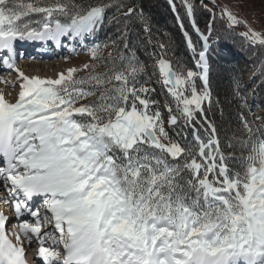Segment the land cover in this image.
<instances>
[{"label": "snow or ice", "instance_id": "snow-or-ice-1", "mask_svg": "<svg viewBox=\"0 0 264 264\" xmlns=\"http://www.w3.org/2000/svg\"><path fill=\"white\" fill-rule=\"evenodd\" d=\"M184 3L191 15V4ZM113 7L120 12L124 6L111 0L88 6L0 0V53H7L2 63L14 69L17 41L59 43L94 35ZM135 11L127 7L123 16ZM223 15L230 25L239 22L227 10ZM196 30L204 42L196 62L201 71L174 67L163 57L157 61L176 111L188 122L212 102L206 59L211 24L209 35ZM244 35L264 46L259 33ZM88 51L92 64L56 79L15 69L22 78L18 99L11 103L0 94V163L6 165L0 180L15 198L17 218H35L21 220L13 242L6 232L9 218L0 212V264H27L26 245L34 238L41 264H264V137L242 117L249 154L243 174L232 173L205 116L211 135L207 144L196 137L197 154L205 160L197 162L192 149L169 137L161 113L149 111L155 101L146 97L154 89L137 86L143 65L132 55L109 54L106 71L96 72L104 59L101 46ZM84 70L88 75H74ZM169 123H177L175 115ZM185 155L190 159L183 165L170 163ZM185 171L190 179L181 183ZM34 197L42 198L44 216L29 206ZM49 224L58 238L42 234Z\"/></svg>", "mask_w": 264, "mask_h": 264}, {"label": "trees", "instance_id": "trees-1", "mask_svg": "<svg viewBox=\"0 0 264 264\" xmlns=\"http://www.w3.org/2000/svg\"><path fill=\"white\" fill-rule=\"evenodd\" d=\"M245 1L252 4L257 13L264 18V0ZM43 2L51 4L56 0ZM102 2L107 3L110 0H74V3L80 6ZM111 2H119L124 7L120 12L114 7L107 10L103 26L90 36L96 39L94 45L101 46L99 55L104 58L97 64L95 71H106L104 65L110 63L109 54L112 58H116L117 53L134 56L144 67V71L138 77L137 86L144 84L154 89L147 93L146 97L150 101H155V104L150 105L149 111L158 110L161 113L169 137L181 146L192 149L197 162L205 163L204 158L197 154L196 137L199 136L205 144L210 138V131H206L207 124L204 119L206 116L215 126L214 138L218 141L219 154L225 157L232 173L243 174L249 149L246 147L248 133L242 123V117L257 132V136L264 137L261 133V118L257 119L251 109V102L248 99L251 93L246 85V77H251L252 86H256L258 96L264 99V46L252 44L247 37L240 34L236 25H230L227 17L223 15L224 11L219 9L220 6L215 0H187L192 6L191 15L188 14L184 0H111ZM127 7L136 10L130 17L123 16V11H126ZM31 18L39 19L38 16ZM210 24L212 30L206 59L210 68L209 90L212 102L211 105L204 104V113H195L194 119L188 122L176 111L175 102L163 85L157 61L163 57L171 61L174 67L179 64L183 65L185 70L195 71L198 53L204 50V42L196 29L209 35ZM145 26L148 31H145ZM189 39L195 51L189 47ZM161 45L164 47L161 48ZM92 63L93 61L89 64ZM248 63L250 65H247ZM82 68L83 66L79 69ZM74 75L79 78L88 75V71L84 70ZM198 84L203 85L199 81ZM86 102L88 101H81ZM169 107L172 108V112L168 111ZM173 115L177 118L175 125L169 123ZM189 159L190 157L185 155L179 160H170V163L183 165ZM213 175L210 174L209 178L211 179ZM188 179L190 174L185 171L180 182L185 183Z\"/></svg>", "mask_w": 264, "mask_h": 264}, {"label": "rangeland", "instance_id": "rangeland-1", "mask_svg": "<svg viewBox=\"0 0 264 264\" xmlns=\"http://www.w3.org/2000/svg\"><path fill=\"white\" fill-rule=\"evenodd\" d=\"M218 5L220 6L219 9L222 11L227 10L228 12L232 13L237 20L239 21L237 24H235L239 31L240 29H245L246 32L254 31L256 33H259L261 36H264V18L257 13V9L252 5L246 2L245 0H215ZM234 25V26H235ZM240 34L243 37H246L243 32L240 31ZM65 42V47L62 50L61 53L52 54V55H37L34 50H31L30 52L32 54H25V57L22 56V53L20 52V57L16 61L15 69H19L20 71H41V73H50V67L52 64H58V66L53 68H59L61 67H69V68H77L79 69L84 64H89L92 59L90 52L88 49L94 46V43H96V39L90 38V36L85 37L83 40L80 39H69V38H62ZM24 42L17 41L16 44L21 45ZM25 45V43H24ZM26 46V45H25ZM28 46V45H27ZM24 53V52H23ZM36 54V55H35ZM199 59V58H198ZM197 59V61H198ZM196 61V62H197ZM248 62V61H246ZM48 64V65H47ZM47 65L45 69H42V66ZM247 65H250L249 63ZM196 70L194 72H199L201 69L197 67V63H195ZM4 69V68H3ZM251 71V70H250ZM67 73V72H66ZM1 76L6 81H12L15 82L10 87L11 95L10 97L14 103L18 99V94L20 92V78L18 73L14 70L11 72H4L1 69ZM251 77H246V85L249 89L250 97L248 98L251 102V109L253 110L254 115H256L257 119H260L261 123V133L264 135V99L260 98L258 96V92L256 90V86H252V80L250 81ZM202 82L197 79L196 85L197 89H201ZM10 95V96H11ZM12 102V103H13ZM206 105H208L207 102H205ZM216 139V138H215ZM2 195H0L1 197ZM9 225L6 226V232L9 234V238L15 242V236L12 235V232L16 230V226L11 222L8 221ZM55 235H59L58 232L55 233ZM62 250V249H61ZM27 256V255H26ZM31 256V255H29Z\"/></svg>", "mask_w": 264, "mask_h": 264}, {"label": "bare ground", "instance_id": "bare-ground-1", "mask_svg": "<svg viewBox=\"0 0 264 264\" xmlns=\"http://www.w3.org/2000/svg\"><path fill=\"white\" fill-rule=\"evenodd\" d=\"M244 34V33H243ZM16 45V44H15ZM25 45H27L26 43H25ZM17 46H18V44H17ZM27 54V53H26ZM49 55H52V54H49ZM48 65V64H47ZM47 65H45V66H42L41 68L42 69H45L46 67H47ZM52 66H54V67H56V66H58V64H52L51 66H49L50 67V73H41V71H38V70H36V71H21V72H23L25 75H27V76H29V77H32V76H37V77H40V78H49V79H56L57 77H58V74H60V73H65L66 74V72H67V70L68 69H70L69 67H67V66H63V67H61V65H60V67L59 68H53L52 69ZM3 71L5 72V70L3 69ZM20 78V77H19ZM0 80H2V81H6V80H4V78L1 76V68H0ZM20 83L22 82V78H20ZM13 83H15V82H12V81H6V83L5 82H0V94H3L4 95V97H5V99L6 100H8L9 102H11V98L10 97H12V95H11V91H10V87L13 85ZM21 90V89H20ZM11 95V96H10ZM13 102V101H12ZM11 102V103H12ZM14 103V102H13ZM4 184V181L3 180H0V185H3ZM4 199V197L3 196H1L0 197V203L3 205V202H2V200ZM2 208V206H0V209ZM41 216H43V214H41ZM28 219L30 222H34V220H35V218H33V217H31V216H29L27 213H25L24 214V216H22V217H20L19 219H17V220H14V221H11L15 226H16V228L18 227V225H19V223L21 222V220L22 219ZM45 232H47V233H49V235H51V236H54L55 235V233H56V230L54 229V225H52V224H49V225H47L46 227H45V229L44 230H42V234L43 233H45ZM59 234V233H58ZM56 236H59V235H56ZM47 239V238H46ZM45 246H49V244H48V242L46 243V245ZM33 247H37V248H39V244H38V242L35 240V238L33 239V242H32V245H31V247H28L27 245H26V255L27 256H29V255H32V252H31V249L33 248ZM33 256V255H32ZM30 258H32V261H31V263H34V259H35V257H30ZM30 263V264H31Z\"/></svg>", "mask_w": 264, "mask_h": 264}, {"label": "water", "instance_id": "water-1", "mask_svg": "<svg viewBox=\"0 0 264 264\" xmlns=\"http://www.w3.org/2000/svg\"><path fill=\"white\" fill-rule=\"evenodd\" d=\"M240 31L243 32V33H247L245 29L244 30L243 29H240Z\"/></svg>", "mask_w": 264, "mask_h": 264}]
</instances>
